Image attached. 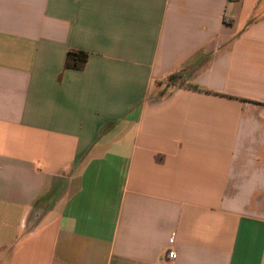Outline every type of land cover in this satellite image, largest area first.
Listing matches in <instances>:
<instances>
[{
    "label": "crops",
    "instance_id": "obj_1",
    "mask_svg": "<svg viewBox=\"0 0 264 264\" xmlns=\"http://www.w3.org/2000/svg\"><path fill=\"white\" fill-rule=\"evenodd\" d=\"M0 264H264V0H0Z\"/></svg>",
    "mask_w": 264,
    "mask_h": 264
},
{
    "label": "trees",
    "instance_id": "obj_2",
    "mask_svg": "<svg viewBox=\"0 0 264 264\" xmlns=\"http://www.w3.org/2000/svg\"><path fill=\"white\" fill-rule=\"evenodd\" d=\"M87 59V54L81 50H69L66 53L64 67L73 69H82ZM169 81L178 80L184 83V78L181 72H175L168 76ZM195 87V85H193Z\"/></svg>",
    "mask_w": 264,
    "mask_h": 264
},
{
    "label": "built area",
    "instance_id": "obj_3",
    "mask_svg": "<svg viewBox=\"0 0 264 264\" xmlns=\"http://www.w3.org/2000/svg\"><path fill=\"white\" fill-rule=\"evenodd\" d=\"M167 256H168V257H173V256H174V252H173V251H169V252L167 253Z\"/></svg>",
    "mask_w": 264,
    "mask_h": 264
}]
</instances>
